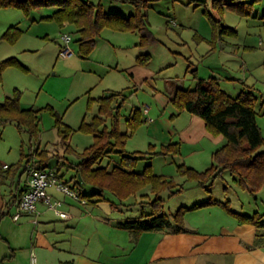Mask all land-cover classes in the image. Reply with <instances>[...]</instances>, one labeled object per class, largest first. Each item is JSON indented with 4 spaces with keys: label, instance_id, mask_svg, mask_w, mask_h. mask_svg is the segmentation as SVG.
<instances>
[{
    "label": "rangeland",
    "instance_id": "374dc122",
    "mask_svg": "<svg viewBox=\"0 0 264 264\" xmlns=\"http://www.w3.org/2000/svg\"><path fill=\"white\" fill-rule=\"evenodd\" d=\"M197 3V0L151 1L145 9V15L148 31L155 40L153 43L138 48V34L104 28L87 59L79 56L77 37L72 33L71 26L61 28L54 21L41 19V15H50L49 7L30 9L27 15L17 8L0 9V36L10 24L17 25L22 30L15 43L0 42V61L13 57L27 69L25 71L11 67L4 70L0 82V102L4 100V96L11 97L13 92L18 90L21 105L36 109L51 108L65 125L75 130L69 144L75 152H81L93 142L91 135L76 131L81 120H88L96 109L95 103L89 104V100L99 97L105 90L121 91L135 85L136 89L126 101V105L145 103V106H148L153 103V93L163 88L166 78L172 81L181 80L185 87H192L193 70H196L200 78L214 76L220 79V88L233 95L239 90L252 88L259 97L257 108H260L261 114L257 116L256 121L264 138V31L260 27L264 0L253 6L251 15L255 18L245 17L226 6L221 8V5L217 4L218 6L214 7L213 0H207L205 6H197ZM119 5L108 4L105 6L106 11L115 10ZM124 7H128L131 12L134 9L130 5ZM123 13L128 16L126 12ZM32 18L37 22H31ZM221 25L234 29L237 35L220 36ZM63 34H69L72 39L69 44L71 54L65 58L58 56L62 46L60 37ZM139 50L152 55L146 68L156 70L154 87L146 80L134 84L123 71L135 65ZM54 123L55 117L50 111L43 110L40 114L39 133L32 139L19 131L14 124L0 126V169L4 167L3 172L8 177V184L12 178L18 183L21 176L20 183L23 187L26 172L22 171L27 164L31 166L37 161L36 154L41 151H46V155L50 157L47 169L54 171L61 182L69 186L72 184L73 171L67 165L75 163L76 157L74 154L65 155L62 147L56 145L58 136ZM150 144L144 126L141 125L127 141L125 149L131 152H146L150 147L159 151L164 146ZM154 168L156 174H174L171 171L174 166L164 163L162 158H153L152 170ZM175 175L181 177L177 172ZM227 177L230 178L228 175ZM181 182L185 185L182 193L171 197L167 192L161 195L167 215L174 213L181 206H191L207 198L206 193L198 186L188 188L192 182L183 177ZM228 182L230 184V180ZM224 185L225 183L218 180L212 187L214 199L222 198ZM92 189L84 184L74 191L90 194ZM238 191L240 193V190ZM58 197L70 200L61 194H58ZM249 197L254 199L255 196L249 194ZM227 198L232 202V210H239V201L230 187ZM61 209L72 216V209ZM244 210L250 212L252 209L246 206ZM137 211L138 208H130L124 213L130 215ZM14 212L15 208L10 209L9 213L0 219V264H30L31 248L37 264L45 260L60 264L59 261L66 255L58 249L63 248L64 244L55 245L57 249L48 253L43 247H36L34 242L40 234L46 235V239L54 244L56 240H60L57 237L62 238L61 230H58L61 227L59 225L67 223L47 212L41 216L40 221H51L52 224L46 226L45 230L43 223L34 228L31 219L27 217L13 222L11 215Z\"/></svg>",
    "mask_w": 264,
    "mask_h": 264
},
{
    "label": "trees",
    "instance_id": "16d2710c",
    "mask_svg": "<svg viewBox=\"0 0 264 264\" xmlns=\"http://www.w3.org/2000/svg\"><path fill=\"white\" fill-rule=\"evenodd\" d=\"M103 1L129 4L134 8V13L125 17L116 12H106ZM151 1L153 0H0V9L17 8L26 15L30 9L47 7L55 9L52 15L41 19L54 21L59 26L64 23L73 26L79 54L87 57L95 47V39L104 28L137 33L140 47L153 43L155 40L148 31L145 15V9L149 7ZM197 1V6L207 5V0ZM259 1L213 0L212 5L216 7L218 4L221 8L226 6L231 11L251 18L253 6ZM260 20L264 31V12ZM21 34L22 30L17 26H10L0 36V42L13 44ZM224 34L231 36L237 35V32L221 25L219 35ZM150 60V54H141L136 58V63L145 66ZM11 67L27 71L15 58H6L0 61V82L4 70ZM193 80L192 89L175 90L173 106L180 112L185 111L199 116L210 134L221 135L226 142L213 153V164L209 168L198 171L180 164L176 166L177 174L210 193L215 181L222 178L224 173H229L241 190H250L256 194L264 184V138L256 121L255 97L251 92H241L238 96L231 97L220 88L216 78L212 76L200 78L196 70H193ZM123 101V92L88 101L89 104L93 102L97 105V115L90 122L83 120L76 130L91 135L93 139L92 144L81 152H75L69 144L75 132L73 128L65 125L51 108H23L18 90L0 102V126L14 124L19 131L32 139L39 133L40 114L43 110H49L55 117L54 126L58 136L56 145L62 147L65 155L74 154L76 157L75 163L67 165L75 172L73 178L78 180V175L81 178V182L76 181L75 185L85 184L95 190L90 195L79 193L87 203L107 202L113 210L129 208L136 203L127 204L125 201L135 197L141 190L148 189L149 193L141 195L142 201L138 202V216L120 224L122 228L132 233L134 238L143 232L185 231L183 217L187 212L212 205L221 206L242 224L253 225L256 228L264 227L262 217L258 213L252 216L237 213L231 210L229 201L220 202L212 198L191 207L181 206L170 215L165 214L161 195L167 192L170 197L174 196L180 193L183 187L176 184L171 177L154 174L150 161L154 157L179 154V144L164 145L159 151H154L150 147L146 152H127L125 149L127 141L145 119L138 108H134L129 117L122 119L120 108ZM45 152L37 153V161L31 166L47 169L50 157ZM111 155L118 157V164L110 168L102 166L104 159ZM142 161L146 162L145 166L142 171H137L136 168ZM27 166L28 164L22 172L27 171ZM106 196H110L111 200ZM8 213L9 211H6L0 219Z\"/></svg>",
    "mask_w": 264,
    "mask_h": 264
},
{
    "label": "crops",
    "instance_id": "0c3cea01",
    "mask_svg": "<svg viewBox=\"0 0 264 264\" xmlns=\"http://www.w3.org/2000/svg\"><path fill=\"white\" fill-rule=\"evenodd\" d=\"M108 4L113 6V4L120 3L103 1L105 11V6ZM126 5L129 4H120L115 9L116 11L112 10L109 12H116L123 16H125L123 12H126L128 16L133 14L134 9L131 12L128 7H124ZM50 10V15H52L55 9L50 8ZM50 15H41V18ZM31 22L34 23L37 22V20L32 18ZM10 26L14 25L10 24ZM65 26L69 27L71 25L64 23L61 28ZM260 27L262 28L261 21ZM71 29L74 34L73 26H71ZM75 37L77 36L75 35ZM97 40L98 37L95 39V45ZM136 47L142 48L139 46V42L136 44ZM141 54H144V52L139 50L136 58ZM79 56L82 59L88 58L80 54ZM148 65L149 64L141 66L135 63V65L125 68L123 71L135 82L134 84L145 82L146 80L151 87H154L156 86L154 79L156 77V70L147 69L146 66ZM216 79L220 85V79ZM193 87L194 85L192 87H185L184 82L181 80L177 79L172 81L166 78L163 88L153 93L151 100L153 103L148 106H145V103L141 105H126V101L136 89L135 85L121 91L105 90L103 94L99 96L102 97L123 92L124 101L120 108L122 119L129 117L134 108H138L142 111L144 107H147L148 112L146 115L144 114L145 122L142 126H144V132L147 133L148 141L151 143L150 145L179 144V154L154 157L162 158L164 163L174 166V169L171 170L174 174L168 175L163 172H158V174H156V168H154L153 171L156 175L173 178L176 184L183 187L180 193L185 189V185L181 182V177L175 175L176 166L184 164L195 170L203 171L213 164V153L226 142L223 136L210 134L206 130L204 121L199 116L185 111L180 112L173 107L172 99L175 90L192 89ZM222 90L231 97H236L241 92H251L256 99L254 109L257 116L261 114L260 108H257L259 97L253 92L252 88L239 90L235 95L224 90V88H222ZM7 97L9 96H4L3 98L5 99ZM21 106L23 108H31L23 105ZM95 106L96 109L91 117L88 120L83 118L81 122L83 120L85 122H90L91 119L97 115V105L95 104ZM145 116L147 118L149 116V120L152 121H149ZM126 151L131 152L128 150ZM150 162L152 164L153 159H151ZM145 163V161L140 162L136 170L142 171ZM117 164L118 157L111 155L105 158L101 165L110 168ZM28 167L30 166H27V168ZM3 168L2 166V169H0V217L6 211L15 208L20 194L27 187L26 181L24 182L25 185L21 187V176H19L18 183L12 178L11 182L8 184V177L3 172ZM74 175L75 172L73 171L71 177L72 184L70 187L79 189L84 186V184L81 186L78 184L75 185L78 180L73 178ZM227 175L230 176V178L227 177ZM218 180L225 183L222 190L224 191L226 187V192H224L222 198L214 199L211 191L210 193H206L203 189L198 187L206 193L207 198L204 201L210 198L220 202L229 201L231 208L232 202L227 198L230 187V190L234 192L235 197L239 201V210H232V208L231 210L248 216L258 213L261 215L262 221L264 222V210H261L264 208V184L259 192L253 194L250 190H241L229 173H224L222 178ZM218 180L215 181L214 185L217 184ZM229 180L230 184L228 182ZM191 184L192 185L188 187L189 189L197 186L193 182ZM238 190H240V193ZM47 192L53 199L61 200L63 202L62 207L73 210L72 216L68 220H61L56 217L67 223L66 225H59L61 227H59L58 230H61L62 238L57 237V239L60 240H56V242L52 244L51 240L46 239V235L38 234L34 242L36 247H43L48 253H52L57 249L55 245L59 246L64 244L62 245L63 248L58 249L60 252L63 251L66 255L63 260L59 261L60 264H264V227L256 228L253 225L242 224L237 219L231 217L219 205L207 206L187 212L183 217V228L185 231L176 233L171 231L143 232L138 237L134 238L132 233L122 228L120 224L127 219L138 216V202L142 201L141 195L149 193L148 189L141 190L135 197H131L125 201L127 204L136 203V205L130 206L129 208L121 207L118 210L111 209L107 202H98L95 204L87 203L86 206H82L73 201L70 197L68 198H70L71 201L65 200V198L60 199L58 194L61 193L56 192L53 187H48ZM94 192L95 190L92 189L90 194ZM249 194L252 196L254 195V199H251ZM106 197L111 200L110 196ZM11 204L13 206H10ZM246 206L250 207L252 210L247 212L244 210ZM130 208H138L137 213H132L130 215L124 213ZM47 212L52 213L45 205L38 204L36 215L38 220L37 224H33L34 214H23L20 220L23 217L30 218V222L34 225V228L43 223V229L45 230L46 226L52 224L51 221L50 223L40 221L41 216L45 215ZM78 240L80 242H78ZM31 251H33L32 248L30 249V252ZM40 264H55V262L45 260L44 262H40Z\"/></svg>",
    "mask_w": 264,
    "mask_h": 264
},
{
    "label": "built area",
    "instance_id": "2783aa9c",
    "mask_svg": "<svg viewBox=\"0 0 264 264\" xmlns=\"http://www.w3.org/2000/svg\"><path fill=\"white\" fill-rule=\"evenodd\" d=\"M69 34L61 35L62 46L58 51V56L65 58L71 54L69 44L71 42ZM147 108H144L143 115L147 114ZM149 120V119H148ZM152 121V120H149ZM27 187L20 194L18 201L15 204V212L11 215L13 222H18L23 214H34L33 224H37V206L43 204L53 213V215L61 220H68L71 216L62 211L63 202L58 199H53L47 192L48 187H53L56 192L70 197L73 201L82 206L87 205V201L80 197L79 193L75 192L67 183L60 181L58 175L50 169H39L36 166H30L27 169L26 177ZM30 264H37V259L33 251L30 252Z\"/></svg>",
    "mask_w": 264,
    "mask_h": 264
},
{
    "label": "water",
    "instance_id": "95a60500",
    "mask_svg": "<svg viewBox=\"0 0 264 264\" xmlns=\"http://www.w3.org/2000/svg\"><path fill=\"white\" fill-rule=\"evenodd\" d=\"M78 181H80L81 182V178H80V176L78 175Z\"/></svg>",
    "mask_w": 264,
    "mask_h": 264
}]
</instances>
